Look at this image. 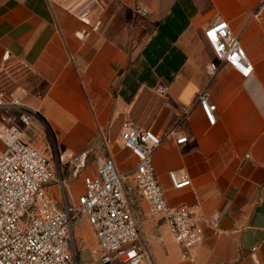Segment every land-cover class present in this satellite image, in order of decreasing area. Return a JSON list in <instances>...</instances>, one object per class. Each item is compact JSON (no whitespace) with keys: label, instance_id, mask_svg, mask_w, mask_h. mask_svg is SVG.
I'll list each match as a JSON object with an SVG mask.
<instances>
[{"label":"crops","instance_id":"obj_1","mask_svg":"<svg viewBox=\"0 0 264 264\" xmlns=\"http://www.w3.org/2000/svg\"><path fill=\"white\" fill-rule=\"evenodd\" d=\"M261 1L0 0V92L60 127L74 153L98 147L104 130L124 174L137 164L120 141L127 119L162 137L173 132L153 155L169 203L223 214L218 231L207 228L193 249L194 264H264V11L254 17ZM217 16L254 66L248 78L207 43ZM210 62L219 66L212 80ZM203 95L216 105L214 125ZM181 135L188 141L178 144ZM171 171L191 185L173 188ZM146 229L153 238L145 264H192L162 221H146Z\"/></svg>","mask_w":264,"mask_h":264},{"label":"built area","instance_id":"obj_2","mask_svg":"<svg viewBox=\"0 0 264 264\" xmlns=\"http://www.w3.org/2000/svg\"><path fill=\"white\" fill-rule=\"evenodd\" d=\"M138 11L148 14L142 8ZM263 11L264 0L254 17L261 18ZM204 36L219 62L244 78L253 74L254 66L228 21L217 16ZM8 56L6 53L4 59ZM218 71V63L210 62L206 68L209 80ZM199 104L214 125L216 105L206 95L199 97ZM0 110V140L6 146L0 150V264H80L74 230L82 218L94 231L101 255L99 264H145L138 198L144 201L148 216L167 226L184 262L195 263L193 249L202 242L207 228L218 231L222 213L207 218L192 207H174L168 201L153 155L173 132L162 137L127 119L120 141L137 159L131 173L134 187L126 181L130 175L119 170L104 137L102 152L94 156L91 167L87 166L90 151L74 160L73 176L84 174L83 191L74 198L69 183L57 181L55 161L26 137L25 130L37 112L26 107L20 97L6 100L3 92ZM183 111L185 116L189 114L186 108ZM187 141L186 135L176 138L178 144ZM169 178L177 190L191 185L189 176L177 171L169 172Z\"/></svg>","mask_w":264,"mask_h":264},{"label":"rangeland","instance_id":"obj_3","mask_svg":"<svg viewBox=\"0 0 264 264\" xmlns=\"http://www.w3.org/2000/svg\"><path fill=\"white\" fill-rule=\"evenodd\" d=\"M39 87H44V85L40 84ZM25 131L27 139L30 140L34 146L46 152L49 157L55 161L58 170L57 181L66 180L69 183V187L71 188L74 198L80 195L83 191L82 177L84 174L81 172L80 175L73 176V172L74 168L76 167L75 164L77 163L74 160L83 152L74 153L68 150V148H66L63 144L62 140H59V135L65 134V132H62L63 130L56 125L46 123L44 117L38 113L35 116L33 123L27 127ZM98 135L99 145L94 150H90V154L87 159L88 167H91L94 156L102 152V148H100L101 144L104 140V137L107 138L106 132H104V130L102 131L99 129ZM5 148L6 146L0 140V150L3 151ZM60 156L63 157V162L60 161ZM131 173L132 171L128 173L130 176H128L129 178L126 181L134 187ZM54 194L58 196L57 191H54ZM138 203L140 207L139 212L141 215L140 239L145 246V250L148 253L147 257L150 260L149 239L151 241L153 237L148 234V230L146 229V221L155 220L158 222V219H153L146 214L145 203L141 198H138ZM74 237L78 262L80 264H99V259L101 256L100 250L96 242L94 231L85 218H82L75 226Z\"/></svg>","mask_w":264,"mask_h":264}]
</instances>
